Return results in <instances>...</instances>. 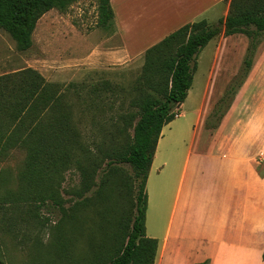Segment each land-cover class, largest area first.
<instances>
[{"label": "trees", "instance_id": "obj_1", "mask_svg": "<svg viewBox=\"0 0 264 264\" xmlns=\"http://www.w3.org/2000/svg\"><path fill=\"white\" fill-rule=\"evenodd\" d=\"M75 1L0 0V29L17 51L27 50L37 20ZM95 3L96 26H105L113 18L110 0ZM220 31L250 41L240 73L208 114L214 128L250 70L264 32V0H230L217 25L204 18L183 24L146 48L131 80L95 72L64 83L30 66L0 74V153L25 152L2 205L26 206L35 221L41 207L58 214L45 243L39 233L20 234V219L9 216L1 232L16 246L28 244V264H154L158 241L145 226L148 172L162 127L179 114L191 87L197 53ZM71 172L78 181L65 186ZM6 255L0 247V263Z\"/></svg>", "mask_w": 264, "mask_h": 264}, {"label": "crops", "instance_id": "obj_2", "mask_svg": "<svg viewBox=\"0 0 264 264\" xmlns=\"http://www.w3.org/2000/svg\"><path fill=\"white\" fill-rule=\"evenodd\" d=\"M229 2L110 0L113 18L107 25L98 27L103 30L99 34L100 43L83 56V61L88 69L141 65L147 47L188 22L202 18L218 22L227 14ZM141 21L146 22L144 26ZM146 36L152 39L145 41ZM244 36L241 33L229 35ZM259 44L258 51L264 54V40ZM256 62L226 110H229V126L222 131L221 118L215 141L202 144L203 149L191 141L195 127L202 130L201 122L208 113L207 107L201 118L206 95L201 96L194 110L195 124L184 150L182 166L172 178L170 171L163 175L161 213L164 217L160 236L152 235L158 241L154 264H192L204 260H208V264H264L261 258L264 168H260L264 165V89L257 93L251 87L253 82L264 83V75L253 78L252 68ZM259 65L264 69V61ZM244 85H247L246 90ZM163 127L157 144L163 136ZM156 155L155 149L152 163ZM173 162L169 156L167 170ZM171 179L174 191L166 205V190ZM183 243L189 246L183 249ZM199 243L206 246L204 251L195 248Z\"/></svg>", "mask_w": 264, "mask_h": 264}, {"label": "rangeland", "instance_id": "obj_3", "mask_svg": "<svg viewBox=\"0 0 264 264\" xmlns=\"http://www.w3.org/2000/svg\"><path fill=\"white\" fill-rule=\"evenodd\" d=\"M144 22L141 21L142 26H144ZM208 22L212 25L218 24L217 20ZM94 31L97 33L93 34ZM101 32L103 30L101 31L96 26L95 0H76L66 12L51 9L44 13L37 20L33 30L31 47L22 52L16 50L14 40L10 35L0 29V74L30 66L37 69L47 80L64 83L81 80L88 74L95 72H105L109 78L115 80L121 78L131 80L138 73L141 65L87 68L88 65L83 61V56L98 45ZM90 34L92 35L90 36ZM150 38V36H146L145 41L150 40ZM263 40L264 38H261L256 43L251 53V66L257 60L256 65L252 68L253 78L260 74L264 75V69H261L259 65L264 61V54L258 51L261 45L259 43ZM249 41L246 36L241 38L229 37V35L224 36L220 31L197 53L194 59L193 80L187 98L178 110L180 115H177L173 121L163 127V136L156 147L157 155L148 172L146 180L148 201L145 211V226L148 236H160L162 217H164L161 213L163 175L170 171L172 178L182 166L184 150L190 140L192 125L195 124L194 110L197 108L201 96L204 93L206 95L201 118H204L207 107L208 113H205V119L201 122L202 130H198L199 126H196L195 129L197 128V130L191 139L192 144L201 145L199 149H203L200 148L202 144H212L216 139L219 127H212L214 118L209 123L206 122L208 114L216 101L224 95L232 78L240 73L242 61L246 56L247 48H249ZM247 85H244V90H246ZM251 87H254L253 92L260 93L259 91L264 89V83L257 85L253 82ZM227 99L229 100V98ZM228 113L229 110L222 117V121H224L222 131L229 126ZM227 115L228 117H226ZM24 156V150L18 147L10 149L7 153H0V247L7 249L6 260L3 258L4 263L0 264H28L29 256L32 255L28 244L16 246L8 235L1 232L7 228L8 223H11L12 219L9 216L20 219L14 224L20 234L23 231L27 237H30L29 231L39 233L44 243L50 239L51 226L58 216L57 212L50 207H41L38 212L40 218L35 221L30 217V212L26 210V206L12 207L10 204H4L3 207L2 194L7 189H13L16 186L18 171L22 166ZM169 156L174 159V162L173 166L170 167L171 169L167 170L170 166L168 164ZM193 158L194 154L191 160ZM260 168H264V165ZM77 181L76 173H67L64 185L72 186ZM173 191L174 182L171 179V184L166 190V205L169 204L168 200ZM183 245V249L189 246L187 243H183ZM195 248L204 251L206 246L199 243Z\"/></svg>", "mask_w": 264, "mask_h": 264}]
</instances>
